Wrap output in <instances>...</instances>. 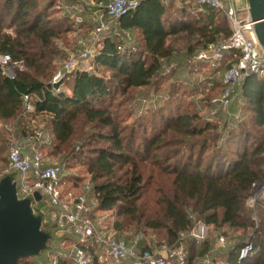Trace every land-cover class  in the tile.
I'll return each instance as SVG.
<instances>
[{"label":"trees","instance_id":"obj_1","mask_svg":"<svg viewBox=\"0 0 264 264\" xmlns=\"http://www.w3.org/2000/svg\"><path fill=\"white\" fill-rule=\"evenodd\" d=\"M183 1L188 8L197 7L202 17L193 20L192 10L186 7L180 12H170L167 5L170 0H139L136 8L112 21L117 30L108 35L105 32L98 41L94 53L96 70H77L68 79L70 88L66 89L65 80L51 83L45 79L52 72L57 55L55 41L71 32L72 24L77 21L69 14L55 19L51 13L53 5L41 7L39 0H0V55H10L15 70V78H11L0 65V121L21 117L23 96L37 95L40 99L35 100L34 113L49 117L52 135L58 140L56 154H66L65 158L67 154L78 156L73 142L79 125H90L88 143L94 144L88 149L86 165L97 210L117 211L138 224L144 218L146 229L165 232V238L154 244L143 238L122 237L121 225L116 223L118 229L113 225L116 236L136 243L139 252L167 249L172 260L179 259L183 264L214 258V243L209 236L200 244L189 236L199 222L216 229L228 226L243 231L242 240L223 246L218 252L226 257L227 264H264V200L258 201L255 208L248 205L256 185H264V75L252 73L235 89L231 104L221 107L228 120L233 118L231 108L238 93L244 100L243 109L252 113L253 125H227V120L219 125L199 112L177 110L174 114L161 106L158 114L153 115L154 118L158 115V119H152L150 131L146 132L148 127H145L146 134L137 145L136 131L125 133L118 108L113 105L117 96H125L131 90L156 88L166 76V64L178 56L186 57L189 65L198 67L204 62L197 59L200 50L230 38L232 29L223 11L201 6L198 0ZM72 6L77 7L78 3L65 5ZM77 12L95 18L94 11L87 14L77 9ZM134 31L140 36L139 42L126 39ZM178 43H183L180 49ZM235 60L234 52H228L216 68L222 75L213 82L215 95L222 92L223 74ZM18 64L26 69H20ZM28 134L16 145H25ZM7 148L8 140L0 135L1 161ZM138 160H151L172 177L167 190L144 205H140L143 177ZM60 166L64 183L65 167ZM126 166H131L126 177H118V169ZM11 172L15 178L16 174ZM149 204L154 207L150 208ZM36 211L43 216V229L50 234L46 249L49 257L61 254L65 243L74 241L75 235L60 234V225L52 220V208ZM185 237H189V244L184 247L187 254L180 257L176 248ZM248 244L253 245V251L241 259L240 252ZM84 249L91 256L88 264H135L131 260L115 263L110 258L101 261L103 246L95 239L84 245ZM34 258L21 259L19 264H43ZM31 260L34 261L29 263ZM60 264L78 263L62 257Z\"/></svg>","mask_w":264,"mask_h":264},{"label":"rangeland","instance_id":"obj_2","mask_svg":"<svg viewBox=\"0 0 264 264\" xmlns=\"http://www.w3.org/2000/svg\"><path fill=\"white\" fill-rule=\"evenodd\" d=\"M93 1L97 0H39V5L41 7H46L52 4L53 8L51 9V13L55 19H62L68 16L69 7H65L66 4L76 2L78 3L77 7L79 11L90 14V12H93L95 9L92 5ZM167 5L170 12H180V9L185 7L187 10L191 9L192 13L190 17L195 21L202 17V14L197 7L192 6L191 8H188L187 2H184L183 0H170V3ZM236 6L239 11L245 12V9H240V0H236ZM244 14L245 13L240 12V17ZM76 15L81 20L79 22L77 21L76 24H72L71 32L63 35L61 39L55 41L57 55L52 62L53 70L45 79L46 82L51 83L55 82L56 77L57 83H61L65 80L66 82L63 87L66 89L70 88L68 79L77 70H96L94 56L87 61L80 62V65L76 70L69 71L66 68V64L72 56L79 58L80 54L90 47L92 44L93 31L101 20V17L99 16H94L95 18L93 19L88 15L81 16L78 12H76ZM85 19L92 20L86 22ZM102 20L110 23V30L106 31L105 35L117 30L106 14H104ZM9 31L11 32V30ZM105 35L103 34L100 39ZM126 39L130 42H139L140 36L137 31H134ZM182 44L183 43H178L176 46L180 49ZM261 56L264 58L263 53H261ZM185 58L186 57L184 56H178L171 64H166L164 68L166 76H164L163 82H161L156 88L150 87L146 89L131 90L125 96H117L116 100L113 102L114 107L118 108L121 116L120 123L122 127H124L125 133L128 134L132 129L136 131V137L138 139L136 141L137 145L141 141L143 135L146 134L144 132L145 127H148L146 132L150 131V122L152 119H158V115L156 118H154L153 115L158 114L161 106H164L162 110H171L174 114L177 113V110L180 112L188 111L190 113L199 112L203 117H209L219 125H224L226 120L228 123L227 125H253L251 122L252 113L243 109L244 100L238 93L235 95L234 106L231 108L233 118H230V120H228L226 114H224L221 108L222 106L216 105L212 102L217 96L215 95L216 92L213 90L216 83L214 84L213 82L220 79L222 75V72L216 71L218 66H213L210 62H202L198 67L192 66L189 65V62H186L188 59ZM18 67L22 70L26 69L23 65L18 64ZM145 101L148 103L146 104ZM154 109H156V113L153 111ZM20 116L21 117L8 122L0 121V135H3L8 140L7 151L4 153L3 160H0V181L5 176L11 175L12 173L8 164L9 149L14 145L23 142L24 136L27 133L35 130H43L46 138L39 148L47 161L52 164L64 165V174L66 176L64 186L66 190L70 189L77 193H87L91 197H94L92 194L91 175L88 173L86 165V162L88 161L87 156H89L88 152L90 151L88 149L92 148L91 144H94L93 142H91V144L88 143V141H91L89 134L92 133L90 125H79L77 135L79 137L86 136L82 139H79L77 136V139L73 142L75 151H78L79 153L78 156H74L75 154H67L68 157L65 158L64 155L66 154L61 156L56 154L55 146L58 144V140L52 135L49 117L35 113H31L27 116L22 113ZM83 150L85 151V154H81ZM130 167L131 166H126L123 169H118V177H126L127 170L130 169ZM138 169L143 177V198L140 205H144L151 199V197L153 200L160 197L162 195L161 192L167 190L169 187L172 177L162 172L151 160L139 161ZM16 176L17 175H15V178ZM43 200H46L45 196L43 197ZM43 202L44 201L40 204ZM149 207L153 208L154 205L149 204ZM43 208L46 211V207ZM97 217V226L99 229L112 230L113 225L118 229L116 223H119L121 225V229L119 230L121 231L122 237H126L129 240L143 238L147 241L150 240L154 244H158L161 239L165 238V232L146 229L144 226V218L141 223L138 224L133 218L120 215L117 211L99 212L97 213ZM195 226V229L191 231L189 236L192 237V233L200 230L202 226L207 227V236H209V238H207L214 243L213 253H215L214 258H200L196 260L197 262L195 264H227L226 257L218 255V252H220V249L227 247L230 243L233 244L242 240L241 237L244 234L243 231L234 230L228 226L216 229L214 226H207L204 223L199 222H197ZM60 234H63L62 231ZM221 236L226 238L225 247H223L224 245L220 242ZM188 238L189 237H185L183 244L177 247L176 250L181 248L185 249L184 247L189 244ZM66 245H68L67 242ZM180 257H186V255ZM34 259L42 260L43 264H51L48 250L44 251ZM106 259L108 260L109 257L107 256ZM207 259H210L211 263H207ZM32 261L34 260H31L29 263ZM172 262L173 264H183V261L179 259H173Z\"/></svg>","mask_w":264,"mask_h":264},{"label":"built area","instance_id":"obj_3","mask_svg":"<svg viewBox=\"0 0 264 264\" xmlns=\"http://www.w3.org/2000/svg\"><path fill=\"white\" fill-rule=\"evenodd\" d=\"M139 0H97L93 1L95 15L101 17L98 25L93 31L92 44L79 58L72 56L66 68L69 71L76 70L80 62L87 61L94 56L100 37L108 31L110 23L102 20L106 14L111 21L121 18L127 11L138 6ZM201 6L209 5L223 11L232 29V35L228 39H222L208 44L197 54V59L210 62L213 66L221 65L227 52H234L236 60L233 61L222 77V92L213 99V103L227 107L231 104L235 89L252 73L264 75V50L260 46L255 30V23L248 14V6L245 12L239 11L236 0H198ZM78 7L68 8V14L80 21L77 17ZM240 12L245 13L240 17ZM10 55H0V65L5 74L15 78L14 65L11 63ZM57 77L54 83L56 82ZM37 95L23 96V115L27 116L35 112V100ZM44 141V131L35 130L28 134L25 145H14L9 151V169L17 176V189L19 196L32 199V205L36 209L45 211L43 207L52 208V220L60 225V232L74 234L75 240L68 242L61 254L52 255L51 264H60L62 257L74 259L78 264H88L91 256L84 249L91 240L95 239L103 246L101 261H106L108 256L115 263L131 260L135 264H173L170 253L162 251L145 250L139 252L136 243H131L123 238H118L113 230H101L97 226L98 202L95 197L87 193H77L66 190L62 182V167L60 164L47 162L39 146ZM41 195V200L35 199V194ZM46 200H43V197ZM264 200V185L258 184L253 195L248 200V205L255 208L258 201ZM44 201L42 204H40ZM256 219V217H255ZM208 228L202 226L200 230L192 233V238L197 244L203 242L207 237ZM220 242L225 246L226 238L220 237ZM66 244V243H65ZM253 251V245L244 246L240 252V258H246ZM178 256L187 254L186 249H179ZM211 263L210 259L206 260Z\"/></svg>","mask_w":264,"mask_h":264},{"label":"water","instance_id":"obj_4","mask_svg":"<svg viewBox=\"0 0 264 264\" xmlns=\"http://www.w3.org/2000/svg\"><path fill=\"white\" fill-rule=\"evenodd\" d=\"M248 14L255 23L257 40L264 50V0H247ZM41 200L39 193L35 194ZM50 234L43 229V216L37 214L29 197L21 198L17 181L11 175L0 181V264H19L45 251Z\"/></svg>","mask_w":264,"mask_h":264},{"label":"crops","instance_id":"obj_5","mask_svg":"<svg viewBox=\"0 0 264 264\" xmlns=\"http://www.w3.org/2000/svg\"><path fill=\"white\" fill-rule=\"evenodd\" d=\"M240 3H241V10H244V9H246L247 8V6H248V1L247 0H240ZM94 15H95V13H94ZM97 15H95V17H96ZM47 162H49V161H47ZM50 163V162H49ZM68 243V242H67ZM154 251H162V252H164V253H169V251L167 250V249H155Z\"/></svg>","mask_w":264,"mask_h":264}]
</instances>
